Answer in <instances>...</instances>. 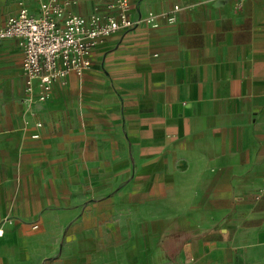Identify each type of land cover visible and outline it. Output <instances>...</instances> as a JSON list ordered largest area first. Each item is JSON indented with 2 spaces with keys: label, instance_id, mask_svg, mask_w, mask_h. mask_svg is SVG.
<instances>
[{
  "label": "crops",
  "instance_id": "obj_1",
  "mask_svg": "<svg viewBox=\"0 0 264 264\" xmlns=\"http://www.w3.org/2000/svg\"><path fill=\"white\" fill-rule=\"evenodd\" d=\"M130 1L44 98L0 41V264H264V0Z\"/></svg>",
  "mask_w": 264,
  "mask_h": 264
},
{
  "label": "built area",
  "instance_id": "obj_2",
  "mask_svg": "<svg viewBox=\"0 0 264 264\" xmlns=\"http://www.w3.org/2000/svg\"><path fill=\"white\" fill-rule=\"evenodd\" d=\"M70 1L64 0L62 4L44 2L38 15L23 7L0 22V41L16 38L23 47V66L28 76L25 91L28 94H31L36 79L40 98L49 95L54 84L67 78L70 72L79 73L91 66V54L100 41L119 28L132 29L138 25L131 17L130 0L109 4L110 12H116L104 20H101L102 16L67 12ZM242 5L243 0H238L237 6L241 8ZM2 231L0 229V233Z\"/></svg>",
  "mask_w": 264,
  "mask_h": 264
},
{
  "label": "rangeland",
  "instance_id": "obj_3",
  "mask_svg": "<svg viewBox=\"0 0 264 264\" xmlns=\"http://www.w3.org/2000/svg\"><path fill=\"white\" fill-rule=\"evenodd\" d=\"M29 11V10H28ZM110 11H112V9H108V11L101 17V20H104V19H106L107 18V16L109 15V14H111V13H114V12H116V11H113V12H110ZM30 12V11H29ZM42 11H41V9L37 12V13H34V14H36V15H38V14H40ZM31 13V12H30ZM34 92V91H33ZM32 95V94H31ZM35 95H37V94H35Z\"/></svg>",
  "mask_w": 264,
  "mask_h": 264
}]
</instances>
